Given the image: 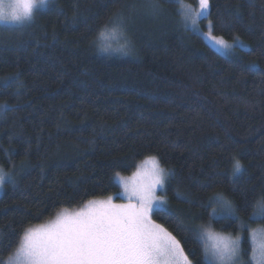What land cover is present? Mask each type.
<instances>
[{
  "label": "trees",
  "instance_id": "obj_1",
  "mask_svg": "<svg viewBox=\"0 0 264 264\" xmlns=\"http://www.w3.org/2000/svg\"><path fill=\"white\" fill-rule=\"evenodd\" d=\"M180 1L158 0L153 11L146 0H49L30 22L0 26V168L15 177L0 192V264L25 229L116 195V173L153 156L173 173L165 195L174 213L153 220L192 264H205L204 243L185 228L206 224L240 234L252 263L249 225L264 229L252 220L264 196V0H209L201 26L246 45L229 55L183 24ZM114 24L128 54L100 48V31ZM217 194L236 219L211 218Z\"/></svg>",
  "mask_w": 264,
  "mask_h": 264
},
{
  "label": "snow or ice",
  "instance_id": "obj_2",
  "mask_svg": "<svg viewBox=\"0 0 264 264\" xmlns=\"http://www.w3.org/2000/svg\"><path fill=\"white\" fill-rule=\"evenodd\" d=\"M47 3L48 0H13L7 6L10 11H6L3 0H0V22H30L34 7L37 4L46 6ZM146 4L153 11L159 9L158 0H146ZM181 7L184 9L181 15L195 24L197 17L207 18L209 0H199L198 12L190 6ZM117 32L125 36L122 24H114L111 28L105 25L98 37L100 48L104 52L128 54L131 49L126 36L117 47L106 42L109 34ZM212 39L219 49L228 50L234 46L223 37ZM10 82L6 81L4 86L7 87ZM0 108H6V105H0ZM241 171L240 161L235 160L234 174ZM171 175L173 173L162 168L154 156L144 161L131 180L116 173L128 203H115L114 198L108 196L88 200L78 211L64 209L58 212L48 223L24 230L7 264H192L181 241L153 220V215L174 216L164 196L157 195V189L163 192L165 181ZM7 179L15 182V177H9L8 173L0 170V188ZM176 195L178 199L183 198L179 192ZM119 196L120 193H117ZM210 201L224 210L229 218H237L231 201L222 194L210 198ZM210 216L224 218L218 215L216 209ZM252 218L264 219V196L256 201ZM176 220L177 227L183 228V221ZM185 231L191 232L198 241H204L205 264H239V239L223 236L205 225L198 229L185 228ZM251 235L254 243L252 261L264 264V232H252Z\"/></svg>",
  "mask_w": 264,
  "mask_h": 264
},
{
  "label": "rangeland",
  "instance_id": "obj_3",
  "mask_svg": "<svg viewBox=\"0 0 264 264\" xmlns=\"http://www.w3.org/2000/svg\"><path fill=\"white\" fill-rule=\"evenodd\" d=\"M49 1V0H48ZM13 2V0H3V4L5 6V10L6 11H10V9H8V5L11 4ZM182 5H185V6H190L194 12H198L199 11V0H197V3L196 5H191L189 4L188 2L184 1V0H181L180 1V7H179V12H180V15L181 13L184 11V9L181 7ZM45 6H41L39 4H37L34 9H33V16L35 14V12L37 10H40L41 8H43ZM181 18H182V22L184 25H186L189 29L199 33L203 38L204 40L206 41V43L212 47L213 49H215L216 51L222 53V54H225V55H229L231 53H233L236 49L238 48H244L246 45L240 41L239 39H235V40H225L227 43L229 44H233L234 46L231 48V49H228V50H224V49H219L218 46H215L214 45V41H213V37L215 38H220L218 36H215L214 34L211 33L210 31V28H209V22H207L205 25L201 26L200 24V19L199 17H197V22L195 24L192 23V21L190 19H185L183 15H181ZM27 22V21H25ZM24 22V23H25ZM11 26V25H22L21 23H14V22H11V21H8V22H0V26ZM119 32H117L118 34ZM117 34H109L108 36V39H107V43H114L117 41ZM149 158V157H147ZM146 160V159H145ZM143 160L141 163H139L135 169V171L130 174L129 176H123L124 179H127V180H131V178L133 177V174L137 172V170L140 168V166L144 163ZM163 168V167H162ZM0 170H2L0 168ZM166 170V169H165ZM4 172V171H3ZM118 182H119V179H118ZM166 182H167V179L165 181V185H164V190L163 192L158 188L157 189V195L160 196V195H163L164 198L167 200V196L165 195V192H166ZM120 184V182H119ZM120 191L118 193H120V196L117 198V194L116 195H111L113 198H114V202L115 203H128V199H127V196L123 194V186L122 184H120ZM2 191V188H0V192ZM107 198V197H106ZM168 201V200H167ZM218 206V205H217ZM214 206L213 209H216L217 213L219 216H226L228 215L224 210H222L219 206ZM167 207H168V204H167ZM212 209V211H213ZM252 220H256V219H253ZM48 223V222H47ZM157 223V222H156ZM46 224V223H45ZM40 226V225H39ZM205 226H210L209 224H206ZM38 227V226H37ZM211 227V226H210ZM211 229L216 232V233H219L223 236H228V237H231L232 239H239L241 241V235L240 234H236V235H232L230 233H225V232H221V231H216L214 230L212 227ZM252 232H256L257 234H259L260 232H264V229L259 225V224H250L249 225V240H250V245H251V253H250V260H251V264H254V262L252 261V254H253V248H254V243H253V240H252ZM204 243V241H203ZM210 243V242H209ZM240 250H241V243H240ZM14 254V253H13ZM12 254V255H13ZM10 257V256H9ZM9 257L7 258L6 260V264H7V261L9 259ZM239 264H245L243 262V259H242V255H241V251H240V258H239Z\"/></svg>",
  "mask_w": 264,
  "mask_h": 264
}]
</instances>
